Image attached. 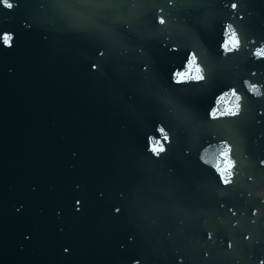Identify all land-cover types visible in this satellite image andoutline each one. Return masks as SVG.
Instances as JSON below:
<instances>
[{
	"label": "water",
	"instance_id": "1",
	"mask_svg": "<svg viewBox=\"0 0 264 264\" xmlns=\"http://www.w3.org/2000/svg\"><path fill=\"white\" fill-rule=\"evenodd\" d=\"M9 3L0 0V264H259L264 99L243 80L264 83V61L247 50L264 41V0ZM226 21L246 49L224 57ZM191 52L199 83L178 79L191 74ZM233 86L242 116L210 119ZM222 140L238 162L227 187L212 167Z\"/></svg>",
	"mask_w": 264,
	"mask_h": 264
},
{
	"label": "clouds",
	"instance_id": "2",
	"mask_svg": "<svg viewBox=\"0 0 264 264\" xmlns=\"http://www.w3.org/2000/svg\"><path fill=\"white\" fill-rule=\"evenodd\" d=\"M5 7L11 9L13 5L9 3V0H4ZM227 7V5H225ZM231 10L236 12L239 10V5L236 2L231 3ZM240 19L243 20L244 16L241 15ZM160 23H164L163 17H160ZM223 37L220 44V51L222 52L224 57L229 55H234L236 53L242 52L246 49L245 45V37L242 35L241 31L238 30L236 24L231 21H226L223 25ZM12 39V35L9 33L4 34V44L8 47H11L10 40ZM257 41L255 39H251L249 45L247 46V50L251 52V58H253L256 62L264 61V41H261L258 46L255 48H251L250 45L256 44ZM187 66L191 72V74H186L182 81H192V82H202L206 80V76L204 74V68L199 63V58L195 54V52L189 53V60L187 62ZM252 76H257V72L253 71ZM243 86L246 89L247 93L256 99H264V83L253 82L252 79L245 78L243 80ZM244 100L245 96L242 92L237 90V87H229L226 90L222 91L215 99L214 106L209 111V118L216 120L221 118H230L235 119L242 116L244 111ZM261 114H264L262 112ZM222 146L221 151L219 152V156L216 158L215 163L212 165L216 174L220 177L221 183L227 187L232 185L236 178V169L238 167V162L234 158V145L229 143L228 140L220 141V147ZM164 151L163 148L159 149V152ZM260 166L264 167V160L260 161ZM249 180L252 179L251 176L248 177ZM80 204V201H77V205ZM79 211V207L77 208ZM118 211V210H117ZM229 211L233 212L235 215V211L233 209H229ZM258 209L253 210V215H256ZM209 238H211V234H209ZM245 239H251L250 236H245ZM229 248L232 247L231 242L228 245ZM67 252L68 250L65 249ZM134 264H139V261H135ZM259 264H264V259L259 261Z\"/></svg>",
	"mask_w": 264,
	"mask_h": 264
},
{
	"label": "snow or ice",
	"instance_id": "3",
	"mask_svg": "<svg viewBox=\"0 0 264 264\" xmlns=\"http://www.w3.org/2000/svg\"><path fill=\"white\" fill-rule=\"evenodd\" d=\"M3 3H4V0H3ZM185 75H186V74H178V79H183V77H184ZM161 131L163 132V129H162ZM166 138H167V137L165 136V139H166ZM160 148H162V146H161ZM160 148H156V147H154V148H153V151L159 153V149H160ZM221 149H222V146H221L219 149H217V151L220 152Z\"/></svg>",
	"mask_w": 264,
	"mask_h": 264
}]
</instances>
